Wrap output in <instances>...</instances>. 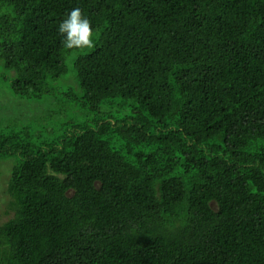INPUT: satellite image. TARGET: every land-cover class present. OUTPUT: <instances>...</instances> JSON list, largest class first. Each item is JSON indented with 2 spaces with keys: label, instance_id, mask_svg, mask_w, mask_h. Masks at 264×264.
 Returning <instances> with one entry per match:
<instances>
[{
  "label": "trees",
  "instance_id": "1",
  "mask_svg": "<svg viewBox=\"0 0 264 264\" xmlns=\"http://www.w3.org/2000/svg\"><path fill=\"white\" fill-rule=\"evenodd\" d=\"M0 82V264H264V0H0Z\"/></svg>",
  "mask_w": 264,
  "mask_h": 264
},
{
  "label": "rangeland",
  "instance_id": "2",
  "mask_svg": "<svg viewBox=\"0 0 264 264\" xmlns=\"http://www.w3.org/2000/svg\"><path fill=\"white\" fill-rule=\"evenodd\" d=\"M70 78V81H69ZM0 84H2L0 82ZM65 84H69L72 87L77 88V83L74 78V70L72 68V63L69 64V73L68 75L62 79V82L60 86H64ZM4 86H6L4 84ZM26 101H22L23 104H25ZM21 100H18L15 98L11 91L3 86H0V123L2 125H8L9 122H12L13 120H16L15 118H18V116L25 112L33 110L35 106H39L40 103H29V105L26 108H23L21 112L20 111L22 107H20ZM74 108H78V106H75ZM13 118V119H10ZM26 120V118H24ZM22 125V124H20ZM12 165L11 161L8 162H0V224L5 222L11 214L6 213L7 205H8V194L5 193V189L7 188L8 179L10 176L11 170H9L10 166Z\"/></svg>",
  "mask_w": 264,
  "mask_h": 264
},
{
  "label": "clouds",
  "instance_id": "3",
  "mask_svg": "<svg viewBox=\"0 0 264 264\" xmlns=\"http://www.w3.org/2000/svg\"><path fill=\"white\" fill-rule=\"evenodd\" d=\"M65 49H92L95 47L94 30L81 8H73L58 26Z\"/></svg>",
  "mask_w": 264,
  "mask_h": 264
}]
</instances>
